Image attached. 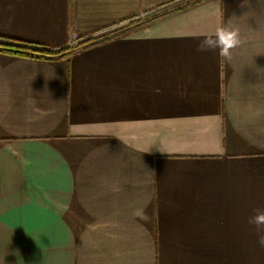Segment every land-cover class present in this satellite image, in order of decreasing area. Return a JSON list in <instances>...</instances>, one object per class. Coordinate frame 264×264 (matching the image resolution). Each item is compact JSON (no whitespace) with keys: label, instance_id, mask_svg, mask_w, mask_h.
<instances>
[{"label":"crops","instance_id":"obj_1","mask_svg":"<svg viewBox=\"0 0 264 264\" xmlns=\"http://www.w3.org/2000/svg\"><path fill=\"white\" fill-rule=\"evenodd\" d=\"M193 1L0 0V37L94 36L0 50V264H264V0Z\"/></svg>","mask_w":264,"mask_h":264},{"label":"clouds","instance_id":"obj_2","mask_svg":"<svg viewBox=\"0 0 264 264\" xmlns=\"http://www.w3.org/2000/svg\"><path fill=\"white\" fill-rule=\"evenodd\" d=\"M197 38L199 39L197 51H218L220 58L225 61H231L233 50L243 43L239 29L232 24V17L214 31L198 33ZM253 212L248 222L256 230L257 243L264 248V209L256 208Z\"/></svg>","mask_w":264,"mask_h":264},{"label":"trees","instance_id":"obj_3","mask_svg":"<svg viewBox=\"0 0 264 264\" xmlns=\"http://www.w3.org/2000/svg\"><path fill=\"white\" fill-rule=\"evenodd\" d=\"M199 1L201 0H196L193 2H199ZM92 39L93 37L88 38L85 41H81L80 43L77 44V47L79 48L84 47ZM0 50L6 53L15 54L19 56H32V57H40L44 59H56L71 54L74 48L65 46L58 49H51L30 42L0 37Z\"/></svg>","mask_w":264,"mask_h":264},{"label":"rangeland","instance_id":"obj_4","mask_svg":"<svg viewBox=\"0 0 264 264\" xmlns=\"http://www.w3.org/2000/svg\"><path fill=\"white\" fill-rule=\"evenodd\" d=\"M118 29H119V25H117V26H114L113 28H110V29H108V30H106V31H104V32H102L104 35H109V34H112V33H114V32H116V31H118ZM101 33V34H102ZM76 37V36H75ZM92 37H94V36H92ZM78 38V37H77ZM79 39V38H78ZM78 43H80V42H77V43H75V44H73V45H70L69 47H71V48H74V49H79V47H77V44ZM68 46V45H67Z\"/></svg>","mask_w":264,"mask_h":264},{"label":"built area","instance_id":"obj_5","mask_svg":"<svg viewBox=\"0 0 264 264\" xmlns=\"http://www.w3.org/2000/svg\"><path fill=\"white\" fill-rule=\"evenodd\" d=\"M88 38H91V37H84V38H79L78 39L77 37L72 36L67 45L70 46V45H73V44H75L77 42L85 41Z\"/></svg>","mask_w":264,"mask_h":264}]
</instances>
